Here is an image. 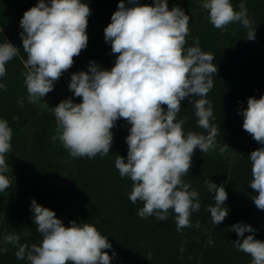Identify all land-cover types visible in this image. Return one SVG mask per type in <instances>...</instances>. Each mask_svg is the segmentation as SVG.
<instances>
[{"label": "clouds", "instance_id": "1", "mask_svg": "<svg viewBox=\"0 0 264 264\" xmlns=\"http://www.w3.org/2000/svg\"><path fill=\"white\" fill-rule=\"evenodd\" d=\"M127 2L133 6L119 0L111 23L104 29V39L116 56L114 66L107 70L89 61L87 71L71 74L69 90L81 102L68 98L51 109L57 121L52 139L59 140L71 158L103 157L112 147V129L117 121H126L130 125L127 157L118 155L115 167L121 178L132 181L130 201L143 204L137 215L166 221L172 210L177 231H182L193 226L191 215L201 207L199 192L183 177L189 174L195 150L207 153L216 145L219 134L211 123L212 104L206 99L218 68L213 63L214 54L201 50L198 37L193 40L194 46L186 47L190 16L182 8L169 9L168 0ZM201 7L207 10L215 28L227 30L228 25L238 22L247 29L246 40L255 39V28L243 2L239 11L231 0H202ZM90 14V7L81 0H38L25 11L19 35L27 54L23 75L29 103L36 104L52 92L55 82L73 66L74 57L86 49ZM18 51L7 40L0 44V77L7 74L6 64ZM0 89L6 90V86L0 84ZM189 97L197 126L206 134L185 133L187 117L177 119L181 102ZM20 104L23 106V101ZM240 114L243 130L262 145L248 156L249 186L258 193L252 200L258 210L264 211V95L259 99L249 97L247 108ZM12 135L8 121L0 119V192L10 187L5 173L10 168L6 156L12 148ZM224 150L221 148V152ZM204 183L213 194L215 203L208 211L217 226L229 215L225 207L228 194L223 184L217 186L209 179ZM30 207L42 240L29 246L20 244V235H6L5 243L19 245L17 259L26 257L30 264H111L117 255L114 250L111 256L108 254L106 250L112 245L95 226L73 220L66 227L53 210L35 199ZM195 227H200L199 221ZM230 230L237 234L233 246L248 254L251 264H264V241L255 239L257 229L236 223Z\"/></svg>", "mask_w": 264, "mask_h": 264}, {"label": "trees", "instance_id": "2", "mask_svg": "<svg viewBox=\"0 0 264 264\" xmlns=\"http://www.w3.org/2000/svg\"><path fill=\"white\" fill-rule=\"evenodd\" d=\"M37 2L0 0V26L5 28L4 32L0 30V44L7 40L19 48L17 56L6 64L7 74L0 77V84L6 86V90L0 89V119L7 120L13 132L12 148L6 156L10 168L5 173L10 187L0 192V264H30L26 257L17 259L15 253L19 245L5 243L6 235H20V244L31 246L41 243L42 236L36 231L30 207L33 199L53 210L66 227L73 220L95 226L112 245L106 250L108 254L111 256L113 250L117 254L111 264H197L204 256V250L201 255V250L194 246L200 241L196 234L206 227V220L200 222L199 228L195 227L194 221L200 215L199 211L205 210L210 217L208 207L215 203L213 194L204 183L206 179L217 186L223 184L228 194L225 207L229 215L220 224L223 230L219 232L221 237L216 238L219 246L228 249V264H251V257L233 246L237 234L230 229L234 224L231 222L233 211L241 215V223L257 229L255 239L264 241V211L258 210L252 200L258 193L249 186L251 162L248 156L262 145L243 130V116L240 114L241 109L247 108L249 97L259 99L264 95V0H231L237 11L241 2L245 4L255 28L254 40H246L247 29L238 22L228 25L227 30L213 26L211 31L197 29L186 37V47L194 46L193 40L198 37L201 50L215 56L213 63L220 68L217 76L223 83L220 84L221 89H211L206 99L212 104L218 131L222 135L228 133L223 142L238 147L239 152L222 160L203 158L194 153L192 167L183 179L199 192L201 207L192 213L195 215L191 220L193 226L182 231H177L172 210L166 221L137 215L143 204L130 201L132 181L127 177L121 178L115 167L117 156L126 159L128 151V127L121 126L120 121L112 129L110 152L103 157L74 159L69 157L59 140L53 141L57 128L55 115L40 113L34 104L29 103L23 75L27 71V54L19 35L23 31L20 20L25 11ZM81 2L87 3L91 9L86 29L88 44L79 56L74 57L73 66L62 77V84L67 89L71 74L87 71L89 61L110 70L116 59L115 54H111L110 43L104 39V29L111 23L119 0ZM139 2L143 4L142 0ZM125 3L128 7L133 6L127 0ZM181 3L186 8L199 9L202 0H181ZM20 101H23V106ZM225 102H233L234 106L227 109L223 106ZM155 226L160 231H156ZM26 232L30 234L23 235ZM151 233L156 235V241ZM250 234L245 233V236ZM208 251L211 250L208 248ZM206 254L203 261L208 259ZM209 260L207 264H214ZM217 261L221 264L220 258Z\"/></svg>", "mask_w": 264, "mask_h": 264}, {"label": "rangeland", "instance_id": "3", "mask_svg": "<svg viewBox=\"0 0 264 264\" xmlns=\"http://www.w3.org/2000/svg\"><path fill=\"white\" fill-rule=\"evenodd\" d=\"M142 2H143V4H152L153 0H142ZM174 6H179L180 8H182L184 10L186 15L190 16V22H189L190 32H195V31H197V29L202 30V28L205 30L211 31V29L213 28V25L211 24V22L209 20V14L201 6L199 7V9H189V8H186L182 5L181 0H168L169 9H171ZM0 30L2 32H4L5 28L0 26ZM220 42L222 43L223 39ZM215 65L217 66V64H215ZM219 70H220V68H218V72H219ZM67 73H68V71L64 72L63 75L61 76V78L57 82H55L54 90L52 92L48 93L42 99V101L34 104L39 109L40 113H43V112L54 113L51 109L54 108L55 106H57L62 100H65L68 98H71L73 100V102H75V103L81 102V98L74 97L72 92L62 84V81H61L62 77L65 76ZM218 74L219 73L213 74V76H212V79H213V88L212 89L217 90L218 88L221 87L220 84L223 83L222 78L217 76ZM27 96H28V94H27ZM193 99L194 100L199 99V97H194ZM190 100H191V97L186 98L185 100H183L181 102V110L177 115V119H183V118L187 117L186 123L183 126L185 133L192 131V132H196V133L206 134L202 128L197 126V118L196 117L193 118L195 109H194V105L192 103H190ZM223 106H225V108H227V109H230L234 106V104H233V102L232 103L225 102V103H223ZM164 107L166 108V106H164ZM119 121L122 123L121 126L128 127V129L130 128V125H128L127 122L124 121L123 119H121ZM211 123L216 126V120L214 119V117L212 118ZM219 134L216 137V145L212 149H210L207 153L203 154L199 148H197L194 153H196L198 156H202L203 158L207 157V158H213L216 160H222L227 155L230 156V155H234V154L239 152L238 147L231 146V145L227 144L225 141L223 142V140L228 135L227 132L224 135H222L221 132H219ZM221 148H224L225 150L223 152H221ZM198 214H200V215H197V219H195L196 221H194L195 223L197 221H199V223H200V222H203L205 220L207 222L205 221L206 227L202 228L201 232L196 234V238L198 237V240H200V241L195 243L194 246L201 250V255H203V250H204V256L207 253L209 255L207 260L211 259L212 263L218 264L217 259L220 258L221 264H228V256H226L228 249H226V247L224 249L222 246H219L218 241H216V238L221 237V233L219 234V232H223V230L221 229L222 226L220 224L217 226L215 224H213L210 220L211 216L209 217V214H206L205 210H203L201 212L199 211ZM232 216H233L232 220H231L232 223L236 224V223L242 222L240 219L241 215H239V213L232 211ZM154 218H155V216H154ZM194 218H195V215L192 214L190 219L194 220ZM147 225H150V224H147ZM157 227L155 228V230L160 231V229H157ZM207 227H209V228L207 229ZM144 228H147V227L145 226ZM148 229L151 230L152 227H148ZM206 231H207V233H206ZM213 234H215L216 236ZM151 236H152V233H151ZM155 236H152L153 240H154ZM209 240L212 241V243H211L212 245L209 243ZM154 241H156V239ZM213 244H214L215 248L212 249ZM155 246H156V244L153 243V247H155ZM208 248L211 250L210 252L208 251ZM204 256H202L199 259V261H197V264H201L202 262L204 264H207V260L203 261V259H205Z\"/></svg>", "mask_w": 264, "mask_h": 264}]
</instances>
